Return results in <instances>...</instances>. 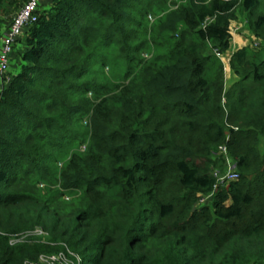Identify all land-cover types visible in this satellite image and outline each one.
Masks as SVG:
<instances>
[{"label": "trees", "instance_id": "1", "mask_svg": "<svg viewBox=\"0 0 264 264\" xmlns=\"http://www.w3.org/2000/svg\"><path fill=\"white\" fill-rule=\"evenodd\" d=\"M236 9L264 40V0L39 8L0 89V264L66 247L83 264L264 263V48L234 52L226 90ZM38 228L47 242L10 243Z\"/></svg>", "mask_w": 264, "mask_h": 264}, {"label": "rangeland", "instance_id": "2", "mask_svg": "<svg viewBox=\"0 0 264 264\" xmlns=\"http://www.w3.org/2000/svg\"><path fill=\"white\" fill-rule=\"evenodd\" d=\"M27 0H9L5 5L0 7V48L2 44V39L7 34L14 16L23 6V4ZM53 0H44L40 4V11L47 8ZM235 18L231 19V39H230V49L225 51L224 53H220V58L223 61V78L226 90L229 89L235 82L238 81L239 76L232 69L231 62L234 52L245 47L250 46L252 49H261L264 48V40L258 38L252 29L249 26V19L247 14H240L239 9H236L233 13ZM177 17L171 15L168 17L166 27L173 28L175 22L177 21ZM25 32V31H24ZM176 35L180 34V30L174 32ZM25 34L23 33L16 41V45L14 47V52L12 54V60L10 63V68L8 73L2 74L0 73V89L4 86V81L7 80V76L10 77L9 72L12 70L19 69L20 65V51L25 47ZM158 52V51H157ZM207 52L213 53L215 50L213 49V44L208 42ZM11 73V72H10ZM225 157V156H224ZM229 169L237 171L235 167V163L230 159L225 158L223 162V167H216L213 169V174L220 181L223 176H225ZM238 172V171H237ZM214 194H212L209 198H205V200L201 201V203L211 202ZM47 234V233H46ZM35 234L33 231L27 233H21L19 235H11V239H17L14 244L24 243V244H41L47 242L48 234ZM64 250V249H62ZM264 264V263H263Z\"/></svg>", "mask_w": 264, "mask_h": 264}, {"label": "built area", "instance_id": "3", "mask_svg": "<svg viewBox=\"0 0 264 264\" xmlns=\"http://www.w3.org/2000/svg\"><path fill=\"white\" fill-rule=\"evenodd\" d=\"M43 1L44 0H27L14 16L7 34L2 39L0 48V73H8L16 41L24 33L28 26L34 24L37 21L40 4ZM6 78V81H9L10 77L7 76ZM220 151L225 156V158L229 160L228 149L225 145L220 147ZM238 177L239 173L237 171L229 169L228 173L221 178L220 182H227ZM33 232L35 234H46L40 228L35 229ZM16 240L17 239H10V243L14 244ZM25 264H83V260L80 254L71 251L66 247L64 250H61L58 253L43 254L38 260L26 261Z\"/></svg>", "mask_w": 264, "mask_h": 264}]
</instances>
